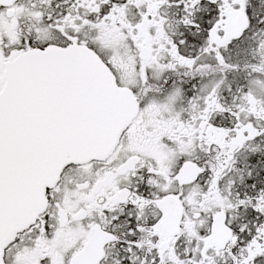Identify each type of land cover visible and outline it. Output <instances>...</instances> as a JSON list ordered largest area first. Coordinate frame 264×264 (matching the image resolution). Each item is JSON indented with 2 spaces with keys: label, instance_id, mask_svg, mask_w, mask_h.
I'll return each instance as SVG.
<instances>
[{
  "label": "snow or ice",
  "instance_id": "snow-or-ice-1",
  "mask_svg": "<svg viewBox=\"0 0 264 264\" xmlns=\"http://www.w3.org/2000/svg\"><path fill=\"white\" fill-rule=\"evenodd\" d=\"M0 264H264V0H0Z\"/></svg>",
  "mask_w": 264,
  "mask_h": 264
}]
</instances>
